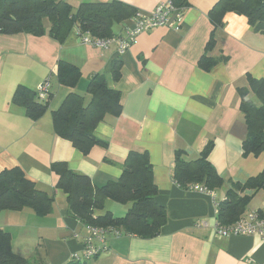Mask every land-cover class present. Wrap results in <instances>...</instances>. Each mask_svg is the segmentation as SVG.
<instances>
[{"label":"crops","instance_id":"1","mask_svg":"<svg viewBox=\"0 0 264 264\" xmlns=\"http://www.w3.org/2000/svg\"><path fill=\"white\" fill-rule=\"evenodd\" d=\"M66 1L75 7L118 1L147 14L168 0ZM219 1L188 0L181 31L156 28L142 33L124 55L115 48L103 51L84 45L73 30L59 42L50 35L48 21L41 36L0 32V173L20 168L37 190L54 199L53 211L45 217L29 209L0 215V228L11 236L17 256L41 264H68L73 255H83L86 230L58 189L53 165L63 163L102 188L119 180L128 154L137 150L149 154L158 187L156 202L166 210L168 221L153 238L109 235L108 250L90 264H264V236H215L217 204L226 200L232 183H246L264 171V152L258 157L243 154L248 128L240 95V90H248V99L262 106L250 90L249 78L264 80V35L235 12L226 13L223 26H216L211 12ZM133 17L118 24L115 35H124ZM212 37L214 45L208 47ZM204 56L218 62L210 71L200 65ZM60 62L79 69L76 88L59 83ZM118 63L122 77L115 81L113 67ZM97 74L105 76L108 88L121 93L122 113L108 116L96 129L108 145L84 155L56 134L53 113L72 92L87 106L92 99L88 86ZM47 79L48 110L32 120L12 103L14 94L19 86L37 93ZM210 142L209 159L225 181L215 197L187 191L174 180L176 153L195 161ZM246 194L252 199L244 215L264 213V190ZM127 211V205L107 199L95 217L111 213L122 218Z\"/></svg>","mask_w":264,"mask_h":264},{"label":"trees","instance_id":"2","mask_svg":"<svg viewBox=\"0 0 264 264\" xmlns=\"http://www.w3.org/2000/svg\"><path fill=\"white\" fill-rule=\"evenodd\" d=\"M171 1L180 9L186 10L188 6V0ZM228 12L247 17L254 30L264 35V0H220L211 12L213 23L218 27L223 26L224 16ZM135 13L118 1L81 3L75 7L66 0H3L0 2V32L9 35L24 32L41 36L47 31L45 22L48 21L50 35L59 42H64L74 27L80 28L82 32L90 31L94 37L109 38L115 35L118 24ZM213 39L208 47L214 45ZM217 63L207 56L200 61L206 71H210ZM113 77L115 81L121 79L120 63L114 65ZM57 78L62 86L74 89L81 79V73L75 66L60 62ZM249 83L250 90L261 100L262 106L257 107L248 99V90H240L241 110L248 128L243 154L245 157H258L264 152V80L250 77ZM88 94L92 99L87 106L83 97L72 92L61 108L53 113L56 134L70 141L84 155H88L95 146L108 145L98 136L96 129L108 116L119 117L122 113L121 93L108 88L103 74L93 76ZM12 103L23 108L32 120L42 118L48 110V104L39 101L37 93L25 86L17 88ZM212 150L213 143L210 142L201 158L190 162L183 159V153H176L174 180L181 188L189 191L193 185H201L215 192L224 187V179L209 159ZM52 168L59 176L57 187L66 195L70 212L84 226L119 230L123 235L148 239L159 235L168 221L166 210L156 202L158 187L146 151H131L119 180L102 188H95L90 177L69 170L63 163L55 164ZM260 190H264V171L249 178L246 183H232L226 200L217 204V222L227 226L242 219L252 199L246 193ZM107 199L127 205L126 215L114 218L111 213H107L95 217L96 211L104 208ZM53 203L54 199L37 190L35 183L27 178L22 169L14 168L0 173V215L29 209L45 217L52 213ZM98 257L71 260L68 264H90ZM0 264L41 263L17 256L12 250L11 236L0 228Z\"/></svg>","mask_w":264,"mask_h":264},{"label":"built area","instance_id":"3","mask_svg":"<svg viewBox=\"0 0 264 264\" xmlns=\"http://www.w3.org/2000/svg\"><path fill=\"white\" fill-rule=\"evenodd\" d=\"M185 9L175 7L171 0L161 3L152 12L143 13L136 11L132 21L133 26L124 35H114L109 38L94 37L90 31L82 32L74 27L73 31L84 45L92 46L101 50L115 48L119 55H124L138 42V37L145 32L156 28H168L179 32L182 29ZM51 95L50 80L47 79L37 89L39 101L46 103ZM189 191L207 193L215 197L214 192L208 191L201 185H193ZM86 236L84 238L83 255L75 254L72 260H92L108 250L107 239L110 234L121 237L119 230L105 229L95 226H84ZM264 236V213H249L237 222L223 226L219 223L215 227L217 238H230L234 236Z\"/></svg>","mask_w":264,"mask_h":264}]
</instances>
